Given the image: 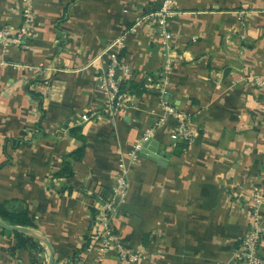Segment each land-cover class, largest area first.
<instances>
[{
	"label": "crops",
	"instance_id": "crops-1",
	"mask_svg": "<svg viewBox=\"0 0 264 264\" xmlns=\"http://www.w3.org/2000/svg\"><path fill=\"white\" fill-rule=\"evenodd\" d=\"M173 1L164 38L149 14L166 0H0V28L20 30L31 12L20 45L0 47V219L34 224L0 226V264H49L46 242L55 264H95L92 214L123 169L114 222L138 259L111 250L104 264H240L264 190V0ZM114 59L128 73L116 69L111 110ZM182 124L190 141L172 138ZM149 134L166 167L130 159Z\"/></svg>",
	"mask_w": 264,
	"mask_h": 264
},
{
	"label": "built area",
	"instance_id": "built-area-1",
	"mask_svg": "<svg viewBox=\"0 0 264 264\" xmlns=\"http://www.w3.org/2000/svg\"><path fill=\"white\" fill-rule=\"evenodd\" d=\"M174 4L173 0H166L163 8L159 12L149 14L154 19L158 20L160 36L170 38V34L165 28L167 25V17L174 14L171 6ZM31 23L30 10L25 11V20L20 30H13L10 27L0 28V47H17L20 45L22 36L29 32V24ZM116 69L127 74L128 69L123 67L118 59L113 60V66L106 74L102 83V89L108 98V107L113 110L122 104V88L125 83L124 78H116ZM167 113L174 115V111L166 106ZM82 119L87 122L89 120L87 115ZM151 133V132H150ZM192 137L191 132L185 124H182L172 135L176 140L190 141ZM150 140V134L145 136L141 143L136 144L133 151L129 154L130 159L136 162L139 157L143 145ZM127 169L120 170L114 178V184L110 196L102 202V205L96 209L92 214L91 224V242L87 247L88 253L99 252L95 264H104L105 256L111 251H116L119 257L123 260L137 261L138 257L134 254L128 253L118 236L115 228V218L120 209V202L127 195L129 182L127 178ZM254 206L252 207L251 223L249 224L247 233L242 239L238 249H236L235 260L240 264H264V257L260 254V246L264 239V225L260 210L264 205V190H258L253 194Z\"/></svg>",
	"mask_w": 264,
	"mask_h": 264
},
{
	"label": "water",
	"instance_id": "water-1",
	"mask_svg": "<svg viewBox=\"0 0 264 264\" xmlns=\"http://www.w3.org/2000/svg\"><path fill=\"white\" fill-rule=\"evenodd\" d=\"M140 155L144 158L156 160L159 163V165L162 167H166L167 159L170 157V155L168 153H165L163 150H161L159 148L158 142L154 139L148 140L143 145V148L141 150ZM0 226L4 229L10 230V231L23 232V233L29 232V230L25 227L8 225L5 222H3L1 219H0ZM46 243H47L49 251H50L49 264H55L54 251H53L51 245L48 242H46Z\"/></svg>",
	"mask_w": 264,
	"mask_h": 264
},
{
	"label": "trees",
	"instance_id": "trees-1",
	"mask_svg": "<svg viewBox=\"0 0 264 264\" xmlns=\"http://www.w3.org/2000/svg\"><path fill=\"white\" fill-rule=\"evenodd\" d=\"M8 218L18 226H26V227L34 226L32 219L28 217L27 214H24L22 212L11 214L10 216H8Z\"/></svg>",
	"mask_w": 264,
	"mask_h": 264
}]
</instances>
